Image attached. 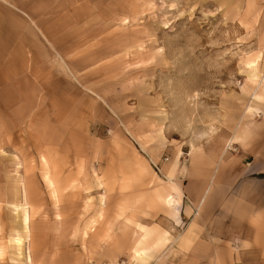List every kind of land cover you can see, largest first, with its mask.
Returning a JSON list of instances; mask_svg holds the SVG:
<instances>
[{
  "label": "rangeland",
  "instance_id": "obj_1",
  "mask_svg": "<svg viewBox=\"0 0 264 264\" xmlns=\"http://www.w3.org/2000/svg\"><path fill=\"white\" fill-rule=\"evenodd\" d=\"M263 8L0 0V264H150V175L260 128Z\"/></svg>",
  "mask_w": 264,
  "mask_h": 264
},
{
  "label": "crops",
  "instance_id": "obj_2",
  "mask_svg": "<svg viewBox=\"0 0 264 264\" xmlns=\"http://www.w3.org/2000/svg\"><path fill=\"white\" fill-rule=\"evenodd\" d=\"M261 16L264 31V8ZM255 96L261 99L259 129L236 128L226 149L220 139L204 142L190 151L187 167L177 166V157L161 169L167 180L156 174L161 184L150 175L152 213L135 220L140 224L135 230H144L139 235L150 238L151 251L136 243V257L150 264H264V87ZM231 142L239 152H228ZM223 155L228 161L221 167ZM23 195L27 204L26 188ZM156 207L162 208L157 216ZM158 241L160 250L154 251Z\"/></svg>",
  "mask_w": 264,
  "mask_h": 264
},
{
  "label": "bare ground",
  "instance_id": "obj_3",
  "mask_svg": "<svg viewBox=\"0 0 264 264\" xmlns=\"http://www.w3.org/2000/svg\"><path fill=\"white\" fill-rule=\"evenodd\" d=\"M263 77H264V75H263Z\"/></svg>",
  "mask_w": 264,
  "mask_h": 264
}]
</instances>
